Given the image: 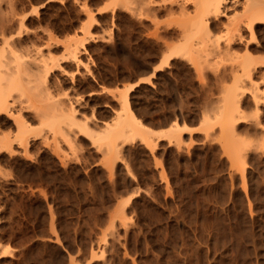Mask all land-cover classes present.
I'll use <instances>...</instances> for the list:
<instances>
[{
	"label": "rangeland",
	"instance_id": "rangeland-1",
	"mask_svg": "<svg viewBox=\"0 0 264 264\" xmlns=\"http://www.w3.org/2000/svg\"><path fill=\"white\" fill-rule=\"evenodd\" d=\"M130 2L0 0V42L23 40L0 43L2 61L37 48L51 68L37 61V91L0 111V264H264V32L249 79L244 52L222 42L164 59L177 31ZM136 82L127 100L142 122L191 130L95 142ZM235 88L232 159L217 120ZM17 111L31 136H15Z\"/></svg>",
	"mask_w": 264,
	"mask_h": 264
},
{
	"label": "bare ground",
	"instance_id": "bare-ground-1",
	"mask_svg": "<svg viewBox=\"0 0 264 264\" xmlns=\"http://www.w3.org/2000/svg\"><path fill=\"white\" fill-rule=\"evenodd\" d=\"M130 3H131V6L133 7L132 8L133 12L135 16L138 17V19L139 17H142V16H146L147 18H150L149 16L152 17L160 13L164 15L165 17L167 16V18H169V20L166 21L167 24L165 23L168 27L171 28V30L169 31L170 32L177 31L176 33L178 34L177 37H179V44L175 46L173 45L170 46L167 50L169 54L167 56H164V59H166L167 57L171 55L185 56L190 59L192 54H195V53L200 54V51L198 52V50L196 49L197 46H210L211 48L215 49V48L220 47L219 44L222 42L224 43L222 44L224 45V47L223 46L222 47L228 53H232L234 49H238L244 52V55H242L243 57H242L241 69L243 73H245V75L247 74L246 75L247 78L250 79V76L248 75L252 71H254L256 64L258 65L261 64V62L258 63L257 61L258 59L254 58L252 54L253 55L254 53L259 54L260 51L263 52L262 46L264 44L262 45V42L260 40V37L262 36L259 37V34L261 31L264 32V0H131ZM9 9L11 10V8ZM223 18H225L224 20L225 22H222ZM23 19L24 18L20 20V23H19L20 26L18 27L19 30L23 26ZM9 21H10V18H9ZM12 21L14 22V20ZM15 29L17 28L15 27ZM20 34L21 33L18 32L19 36ZM243 34H246L247 38H245ZM174 37L176 36L174 35ZM7 38H8V35H7ZM16 38L19 39V37H16ZM24 38L25 37H23V39ZM3 39L4 40H2V43L4 45L12 44L11 46L13 47H15L14 45H16L17 42L20 45V43L23 41L22 39L15 40L16 42L15 44L13 41L14 39L12 40L9 39L10 41H12V43H10L9 40L5 38ZM24 46H25V43L23 47ZM26 46L28 45L26 44ZM223 48L221 50H223ZM4 49L5 48L2 47L0 52L3 53L2 50ZM31 52L32 50H30V53ZM2 53H0V111H3V112L7 111L8 113V111L9 112L11 111V107H12L11 105L12 104L14 105V103L16 102L14 97L18 95V94H15V96L13 95L14 97H12V92L14 93V91H16V93L20 94V92L23 91L24 85L25 87L26 85H30L28 87L32 89L34 88L33 90L37 91L36 88H37V85L39 84L37 83V69H38L37 61L41 62L40 67L42 69L43 68L45 69L44 72H48V70H50L51 68L49 69L48 68L49 65L47 66V63H46L47 57L45 55L44 56L46 58H44V56L41 55L42 58L46 59L45 61L41 59L37 60V48L34 51L35 56L33 55L32 60L30 62H22L20 60L23 58L18 59L14 57L15 59L13 61L14 64H11L12 62L10 60H8L9 63L8 61L6 63V61L4 62L1 59L3 58V56H5V55L2 56ZM74 53L75 52H73L72 54ZM223 53L225 52L223 51ZM73 56H75V54ZM52 65L53 63L51 62L50 66L53 67ZM137 84L138 82L131 84L129 87H125V90L122 95L124 114L117 115L116 117L117 119L113 125L105 124L107 125L105 126L106 129H103V131L104 130L105 131L102 133V135H100L101 136L100 138L96 139V137L95 138L93 137L96 134L91 136L92 133L87 132L89 136L94 138L95 142H97V140L104 141L105 143H108V146L110 147V141L112 142V139H115V138L116 139L117 138L118 139L119 138H129L130 139L131 138L132 139L134 137H139L141 140L148 143V140L152 136H158V137L172 136L171 132L173 133V132H178L181 130H191V127H189L186 124H176V123L170 124L166 129H153L149 127L148 125H146L144 122H142L136 116V114L131 110V108L129 107L128 100H127L128 90L131 89L133 86H136ZM251 86H252V82H251ZM253 86H256V85H253ZM233 90L231 89L227 91L225 90L226 91L225 93L226 95L224 96L225 106H223L219 112L217 123L222 129L221 130L222 137L218 139V141L220 140L223 148L225 149L227 154L230 156V158L235 159L237 158L236 154H238V152H236L237 148L235 149V145H234L235 143L233 144V142L231 141L233 139L231 136L233 133V127H234L235 121L237 119L236 116L239 113L238 102L240 99L238 98L239 96L238 89L236 91V88H235L236 92ZM10 97H12L11 101L9 100ZM256 97L259 98V95H257ZM57 108H60V107H57ZM65 110H67V108ZM74 110L75 109L70 108L68 109V112L66 111L68 113V116L66 118L67 119L69 118L68 120L71 123L74 121L73 120L74 112H75ZM17 113L19 115L17 117H14V121L17 126V134L15 136H31L29 134L32 133L31 130L33 129H30L27 124L25 125V123L23 122L25 120L21 121L20 119L21 113L19 111H17ZM47 122L49 124V121ZM207 122L208 121L204 119V123L207 124ZM84 127L85 125H82V128ZM83 130L85 131V129ZM127 132H129V134ZM34 133L36 136L37 132H34Z\"/></svg>",
	"mask_w": 264,
	"mask_h": 264
}]
</instances>
